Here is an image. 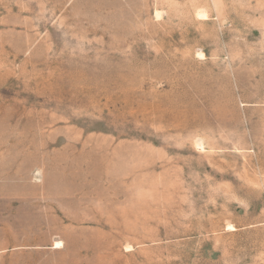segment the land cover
Wrapping results in <instances>:
<instances>
[{
    "label": "rangeland",
    "instance_id": "rangeland-1",
    "mask_svg": "<svg viewBox=\"0 0 264 264\" xmlns=\"http://www.w3.org/2000/svg\"><path fill=\"white\" fill-rule=\"evenodd\" d=\"M0 264H264V0H0Z\"/></svg>",
    "mask_w": 264,
    "mask_h": 264
},
{
    "label": "bare ground",
    "instance_id": "bare-ground-1",
    "mask_svg": "<svg viewBox=\"0 0 264 264\" xmlns=\"http://www.w3.org/2000/svg\"><path fill=\"white\" fill-rule=\"evenodd\" d=\"M61 245V243L60 244H57V247H59Z\"/></svg>",
    "mask_w": 264,
    "mask_h": 264
}]
</instances>
